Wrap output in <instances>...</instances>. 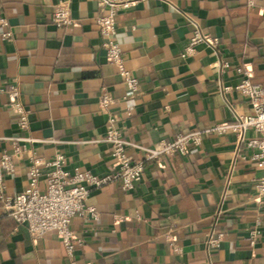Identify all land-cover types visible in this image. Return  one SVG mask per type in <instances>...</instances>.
<instances>
[{
  "label": "crops",
  "instance_id": "1",
  "mask_svg": "<svg viewBox=\"0 0 264 264\" xmlns=\"http://www.w3.org/2000/svg\"><path fill=\"white\" fill-rule=\"evenodd\" d=\"M59 0H0L12 41H0V155L11 152L6 138L18 133L9 108V87L16 85L30 110L26 136L37 140L16 159L6 176V195L29 184V157L66 155L67 168L104 176L114 171L110 145L103 141L107 114L99 107L102 89L115 97L113 110L128 140L158 147L181 132L231 122L253 112L234 71L220 61L249 66L264 87V0H141L117 16L116 39L126 67L139 79L133 97L109 62L95 22L97 0H71L74 23L57 29L51 17ZM197 21L219 40L217 49L197 45L183 57ZM131 111V115L127 113ZM249 138H260L254 129ZM240 148L235 133L205 137L187 155L148 162L145 176L131 192L119 182L93 191L88 204L100 211L98 222L76 216L70 227L81 241L77 264H264V200L255 182L261 171L252 150ZM129 154L142 159L141 151ZM232 183L226 188V179ZM45 189V179H41ZM226 193V197L223 199ZM218 221L224 242L208 251L205 233ZM261 222L260 241L249 231ZM179 249V250H176ZM55 232L33 238L8 217L0 200V264H73Z\"/></svg>",
  "mask_w": 264,
  "mask_h": 264
},
{
  "label": "built area",
  "instance_id": "2",
  "mask_svg": "<svg viewBox=\"0 0 264 264\" xmlns=\"http://www.w3.org/2000/svg\"><path fill=\"white\" fill-rule=\"evenodd\" d=\"M141 0H97L99 13L96 24L102 48L110 63L115 65L122 78L124 87L131 96L135 97L141 92L139 79L126 67L123 51L116 39L117 16L126 10L134 8ZM51 21L59 29L72 26L71 0H59L55 5ZM193 29L189 44L183 50V57L194 54L197 45L204 44L217 49L219 40L207 35L197 21H190ZM15 37L14 30L9 20L0 16V41H12ZM222 72L234 71L238 77L235 87H225L229 92L236 89L251 103L253 112L248 115H237L231 122H219L208 128H198L189 132H181L172 140L165 139L160 146H144L128 140L119 126L121 114L114 111L112 106L116 103L115 97L107 89H102L99 107L107 114V130L103 141L110 145V158L114 164V171L104 175H94L90 171L76 168H67L68 159L62 152L56 153L52 158L42 160L31 155L29 157V184L25 190L15 195H6V176H12L16 171V159L24 156L30 146L37 142L31 136H26L29 129L30 110L26 109L21 101L20 92L16 85L9 87V108L16 115L18 133L5 140L11 143V152L4 151L0 155V200L3 203L6 215L17 223L25 225L33 238H42L49 232H55L65 245L68 257L74 260L75 252L81 241L75 231L70 227L74 217L79 216L92 222H98L100 211L95 206L88 204V199L93 193L119 182L123 191L131 192L145 176L148 162L160 164L165 158L187 155L192 148H198L205 137L235 133L239 137L240 148L252 150V158L256 161L260 176L255 182V188L260 200H264V87L254 80L253 70L249 66H233L226 59L220 61ZM129 111L127 115H131ZM254 129L260 138H247L246 132ZM130 148L142 152L143 158L137 159L129 154ZM46 182L45 189L41 188V179ZM232 183L231 175L226 179V188ZM226 197V193L223 199ZM223 215L222 206L214 214V224L205 233L208 251L218 250L224 240L223 231L218 228V221ZM261 222L249 231L251 246H255L261 237ZM179 250V249H176Z\"/></svg>",
  "mask_w": 264,
  "mask_h": 264
}]
</instances>
